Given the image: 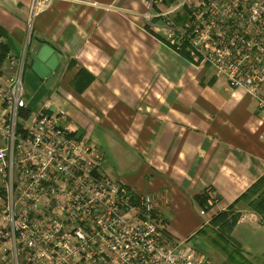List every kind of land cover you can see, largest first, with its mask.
<instances>
[{
    "label": "crops",
    "instance_id": "1",
    "mask_svg": "<svg viewBox=\"0 0 264 264\" xmlns=\"http://www.w3.org/2000/svg\"><path fill=\"white\" fill-rule=\"evenodd\" d=\"M143 10L140 0H51L41 11L34 0H0L1 42L15 58L26 49V110L67 113L75 135L97 146L103 173L154 196L170 235L196 248L210 217L264 174V114L155 39ZM44 44L58 63L39 79L28 52ZM81 71L91 77L83 91ZM204 190L217 200L200 216L193 196ZM233 209L259 226L241 202Z\"/></svg>",
    "mask_w": 264,
    "mask_h": 264
},
{
    "label": "built area",
    "instance_id": "2",
    "mask_svg": "<svg viewBox=\"0 0 264 264\" xmlns=\"http://www.w3.org/2000/svg\"><path fill=\"white\" fill-rule=\"evenodd\" d=\"M140 2L155 39L264 114V0ZM25 60L24 48L0 66V264H213L170 235L154 196L103 173L97 146L75 135L67 113L26 110Z\"/></svg>",
    "mask_w": 264,
    "mask_h": 264
},
{
    "label": "rangeland",
    "instance_id": "3",
    "mask_svg": "<svg viewBox=\"0 0 264 264\" xmlns=\"http://www.w3.org/2000/svg\"><path fill=\"white\" fill-rule=\"evenodd\" d=\"M27 91L26 96H30L31 90ZM238 221L239 218L230 232L207 225L204 233L194 239L197 250L209 257L213 264H221L224 260L231 264H264V226L242 225ZM217 235L221 236L215 237Z\"/></svg>",
    "mask_w": 264,
    "mask_h": 264
},
{
    "label": "trees",
    "instance_id": "4",
    "mask_svg": "<svg viewBox=\"0 0 264 264\" xmlns=\"http://www.w3.org/2000/svg\"><path fill=\"white\" fill-rule=\"evenodd\" d=\"M3 36L4 32L0 29V66L3 60L5 59V56L8 54L7 48L1 42V37ZM77 79H79V81L81 82L85 81L81 86L78 85V82L77 84H75V88L80 91H83L91 81V77L82 71L81 73H79ZM208 192L212 191L204 190L193 196V200L197 207L200 208V210H204L205 212L209 211L212 207H208L207 205V200L210 198ZM216 200V197H214V202ZM239 202H241L248 211L257 216L259 224L264 226V174L259 179H257L251 186H249L232 205L226 208L225 211L218 212L212 215L207 225L217 227L219 231H232L233 227L237 225V220L240 216V213L234 211L233 208L235 204ZM218 236L221 235H217L215 237Z\"/></svg>",
    "mask_w": 264,
    "mask_h": 264
},
{
    "label": "water",
    "instance_id": "5",
    "mask_svg": "<svg viewBox=\"0 0 264 264\" xmlns=\"http://www.w3.org/2000/svg\"><path fill=\"white\" fill-rule=\"evenodd\" d=\"M29 60L30 70L39 79L48 77L57 66V57L53 50L47 45H34L30 48Z\"/></svg>",
    "mask_w": 264,
    "mask_h": 264
}]
</instances>
